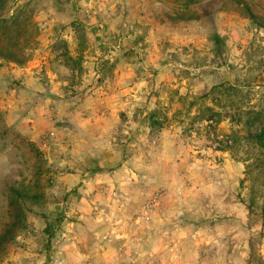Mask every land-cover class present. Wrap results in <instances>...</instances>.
<instances>
[{"label":"rangeland","instance_id":"rangeland-1","mask_svg":"<svg viewBox=\"0 0 264 264\" xmlns=\"http://www.w3.org/2000/svg\"><path fill=\"white\" fill-rule=\"evenodd\" d=\"M188 3L0 0V264H264V0Z\"/></svg>","mask_w":264,"mask_h":264},{"label":"crops","instance_id":"crops-1","mask_svg":"<svg viewBox=\"0 0 264 264\" xmlns=\"http://www.w3.org/2000/svg\"><path fill=\"white\" fill-rule=\"evenodd\" d=\"M193 2L196 1V0H192ZM199 1V0H197ZM221 0H202L203 4H198V5H195V4H192L190 5L188 3V5L186 7H191V6H195V7H200L199 9H194L192 8L193 10V17H194V21H195V16H199L201 18V22H199L198 24L202 25L203 26H207L208 25V22H207V18H211V17H219L220 15L218 13H216V11H218L219 9V5H217V2H219ZM228 1H239L240 3L243 1V0H228ZM256 0H250V2H255ZM230 16V15H228ZM194 21L191 22L193 25H194ZM74 237V236H73Z\"/></svg>","mask_w":264,"mask_h":264}]
</instances>
